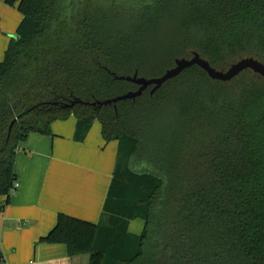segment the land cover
Segmentation results:
<instances>
[{
	"label": "trees",
	"instance_id": "16d2710c",
	"mask_svg": "<svg viewBox=\"0 0 264 264\" xmlns=\"http://www.w3.org/2000/svg\"><path fill=\"white\" fill-rule=\"evenodd\" d=\"M3 1L23 20L0 64V212L20 143L73 115L76 142L95 121L118 142L113 178L99 223L59 214L41 242L89 264H264L263 78L194 66L153 95L62 108L137 91L117 77L157 78L194 53L217 70L264 63V0Z\"/></svg>",
	"mask_w": 264,
	"mask_h": 264
},
{
	"label": "crops",
	"instance_id": "0c3cea01",
	"mask_svg": "<svg viewBox=\"0 0 264 264\" xmlns=\"http://www.w3.org/2000/svg\"><path fill=\"white\" fill-rule=\"evenodd\" d=\"M8 8L0 4V54L16 33L11 35L14 30L2 13L15 12ZM76 126L72 115L51 125L52 136L31 133L20 143L14 163L18 189L0 212L3 264H89L87 255L70 257L66 245L41 242L59 214L94 224L102 217L119 144L104 140L98 121L78 143Z\"/></svg>",
	"mask_w": 264,
	"mask_h": 264
},
{
	"label": "water",
	"instance_id": "95a60500",
	"mask_svg": "<svg viewBox=\"0 0 264 264\" xmlns=\"http://www.w3.org/2000/svg\"><path fill=\"white\" fill-rule=\"evenodd\" d=\"M174 63V67L166 70L162 76L157 78L146 79L144 77H139L137 74L128 77H117V79L119 80L128 81L139 86V89L137 91H132L125 95L103 102L86 103L80 99H76L71 101V103L63 105L62 108L72 109L77 105L93 107L98 106L99 108H101L103 106L113 104L115 105L118 102L126 100H136L137 98L141 97L144 92H146L150 87H152L151 94L153 95L157 91H159L167 82L179 77L186 70L194 66H198L203 69L213 81H219L223 83L231 82L246 71H252L254 74L264 79V63L252 57L240 59L239 61L231 64L227 70H217L213 68L211 64L207 60L203 59L198 53H194L193 57L189 59H176Z\"/></svg>",
	"mask_w": 264,
	"mask_h": 264
},
{
	"label": "rangeland",
	"instance_id": "374dc122",
	"mask_svg": "<svg viewBox=\"0 0 264 264\" xmlns=\"http://www.w3.org/2000/svg\"><path fill=\"white\" fill-rule=\"evenodd\" d=\"M0 4L1 5H5V1H0ZM7 6H9L8 4H6ZM11 9H13V11L15 12H12V11H2V13L4 14V18L5 20L7 21L8 23V26H11V27H8V28H11L14 30L12 34L15 33V31H17L19 25L21 24L22 20H23V15L21 14V12L18 10V8L16 6L14 7H11L9 6ZM8 8V9H10ZM19 17V19H18ZM10 38H9V41H8V44L7 46L6 45H3L2 49H3V53L1 52L0 54V64L4 62L5 60V55H6V52H7V49L10 45ZM144 226H145V222L141 219H137L135 220L131 227H130V232L132 234H136V235H140L143 230H144Z\"/></svg>",
	"mask_w": 264,
	"mask_h": 264
},
{
	"label": "built area",
	"instance_id": "2783aa9c",
	"mask_svg": "<svg viewBox=\"0 0 264 264\" xmlns=\"http://www.w3.org/2000/svg\"><path fill=\"white\" fill-rule=\"evenodd\" d=\"M17 189H18V184L15 183L14 187H13V190H12V193L15 194ZM3 262H4V259L2 258V256H0V264H3Z\"/></svg>",
	"mask_w": 264,
	"mask_h": 264
}]
</instances>
